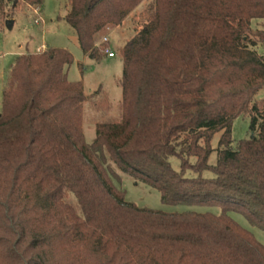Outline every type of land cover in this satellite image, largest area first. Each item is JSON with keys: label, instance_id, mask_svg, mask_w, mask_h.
I'll return each mask as SVG.
<instances>
[{"label": "trees", "instance_id": "trees-1", "mask_svg": "<svg viewBox=\"0 0 264 264\" xmlns=\"http://www.w3.org/2000/svg\"><path fill=\"white\" fill-rule=\"evenodd\" d=\"M43 1L0 0V8L14 14ZM143 1L68 0L65 20L83 53L100 60L109 41L99 39ZM258 19L264 0H155L119 49L120 119L98 123L92 143L83 83L68 79L73 55L59 47L19 55L0 112V264H264V245L230 215L264 231ZM243 114L253 134L232 147V123ZM120 173L157 189L164 204L220 212L138 207L114 183Z\"/></svg>", "mask_w": 264, "mask_h": 264}, {"label": "rangeland", "instance_id": "rangeland-1", "mask_svg": "<svg viewBox=\"0 0 264 264\" xmlns=\"http://www.w3.org/2000/svg\"><path fill=\"white\" fill-rule=\"evenodd\" d=\"M154 1L144 0L121 25L107 31L104 37H108L109 49L115 53V57H109L106 54L100 60L90 59L83 53L75 30L65 20L68 0H44L42 8L22 3V7L16 8L14 14L9 5L3 10L0 8V112L7 75L19 55L25 52H40L38 49L43 48L42 45L66 49L74 57V62L67 67L68 79L73 82L81 81L84 93L87 95L82 108V127L86 142L92 143L96 137L98 123L120 119L123 62L119 49L148 22L154 10ZM35 8L37 10L39 8L38 14L34 11ZM37 18L41 19L39 23H35ZM8 19L13 21H7ZM256 30H264V19L253 21L252 31ZM104 37L98 42L104 41ZM251 37L258 42L255 48L257 52L264 56V42L259 41L253 34ZM262 98H264V88L257 93L254 101ZM250 124L249 114H243L234 119L231 133L232 147L253 134ZM220 136L221 132L216 133L211 142L214 148L209 159L211 164L217 161ZM170 162L175 170H180L178 158L171 157ZM120 174H122V181H114V183L124 191L125 200L138 207L169 213L188 210L220 212L219 207L164 204L157 189L140 182L135 184L133 178ZM187 175L195 176L192 172H188ZM203 176L213 175L205 171ZM70 201L79 210L76 199L70 196ZM230 215L242 227L251 231L254 237L264 245L263 230L252 226L240 213L232 212Z\"/></svg>", "mask_w": 264, "mask_h": 264}, {"label": "built area", "instance_id": "built-area-1", "mask_svg": "<svg viewBox=\"0 0 264 264\" xmlns=\"http://www.w3.org/2000/svg\"><path fill=\"white\" fill-rule=\"evenodd\" d=\"M37 14L39 13V8L37 10V8H35L34 10ZM41 19L37 18L35 20V23H39ZM104 41H108V37H104ZM105 53L109 56V57H115V53L113 51H110L109 47L105 49Z\"/></svg>", "mask_w": 264, "mask_h": 264}, {"label": "crops", "instance_id": "crops-1", "mask_svg": "<svg viewBox=\"0 0 264 264\" xmlns=\"http://www.w3.org/2000/svg\"><path fill=\"white\" fill-rule=\"evenodd\" d=\"M67 13V12H66ZM13 21V19H11V22ZM43 46V48H41V49H38V50H40V51H42L45 47H46V45H42Z\"/></svg>", "mask_w": 264, "mask_h": 264}]
</instances>
